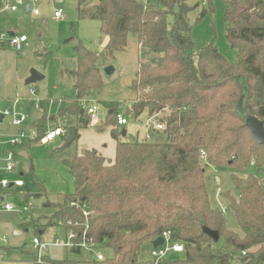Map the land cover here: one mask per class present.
Here are the masks:
<instances>
[{"label": "trees", "instance_id": "1", "mask_svg": "<svg viewBox=\"0 0 264 264\" xmlns=\"http://www.w3.org/2000/svg\"><path fill=\"white\" fill-rule=\"evenodd\" d=\"M190 1L97 0L85 8L87 0H77L79 17L98 21L106 42L100 54L80 43L75 47L76 69L67 71L74 96L64 100L59 116L76 118L77 140V131L89 124L85 111L79 117L83 102L102 88L101 68L133 34L140 59L129 86L135 94L130 116L157 115L163 129L155 134L164 139L118 141L119 103L99 102L106 115L98 126L111 127L116 142L113 161L85 150L63 161L73 180L71 193L56 202L45 193L33 197L44 198L42 206L53 210L47 226L75 235L70 254L82 252L76 245L85 232L104 259L44 255L38 263L34 251V264H153L139 259L142 246L165 231L183 247V258L161 264H264V145L245 125L250 115L264 127V0H224L225 39L236 51L235 61L213 43L195 47L189 15L200 8L199 23L212 13L213 0L206 7L200 6L203 0ZM44 122L34 123L37 138L45 132ZM206 167L231 171L236 198H225L238 231L227 228L223 213L211 206ZM205 229L216 232L218 241Z\"/></svg>", "mask_w": 264, "mask_h": 264}, {"label": "rangeland", "instance_id": "2", "mask_svg": "<svg viewBox=\"0 0 264 264\" xmlns=\"http://www.w3.org/2000/svg\"><path fill=\"white\" fill-rule=\"evenodd\" d=\"M20 1L21 3L17 4L16 0H11V6H15L17 12L13 14L14 18L11 21H7L6 25L12 23L11 28L18 35H24L27 38V43L20 53H16L8 47L0 50V98L7 96L17 99L15 110L25 115L27 120L21 128L17 129L12 126L11 120L6 118L0 124V143L7 141L20 131L30 132L33 120L42 114L44 105L46 114L56 117L60 112L62 99H70L74 96L73 79L67 75V71L76 69L75 47L80 43L100 54L106 42V37L100 32L98 21L79 17L77 0ZM27 2L30 3V10L26 13L23 6ZM96 2L97 0H87L84 7L90 8ZM195 2L192 0L189 4L193 5ZM200 6L206 7V4H200ZM212 6V13L207 14L199 23H195V20L200 13V8L189 15V22L192 25V41L197 49L213 43L218 52L226 59L235 61L236 51L229 47L225 39L224 0H213ZM32 10H37L38 15L34 16ZM57 11L60 12L59 19L54 17ZM7 13H2L1 25L4 24L3 17ZM139 59L137 38L135 35L129 34L125 49L113 53L112 57L106 60L105 66L101 68L102 88L95 92L94 99L88 98L89 100L85 101H89L90 106L93 105L92 100L97 103L117 102L129 106L135 97L129 86L135 78ZM106 67L112 68L113 71L110 75L104 73ZM32 70L40 73L44 79L27 86L25 82ZM29 87L34 88L36 97L32 98L28 95ZM33 99L40 101L39 111L34 109ZM146 119V113L137 119L132 116L128 117L127 125L119 128V131H127V134L121 136L118 141L145 142L143 126ZM76 124L75 117L66 116L48 123L45 126V131L54 126L67 130L75 127ZM110 129L111 127L100 129L99 126L94 127L91 124L90 127L79 130V139L61 151L57 149L64 144L62 138L46 145L29 146L27 142H23L17 149H12L16 155L18 149L26 151L28 158H18L19 170H23L24 174L19 177L17 172L16 175L11 176L10 181L20 179L23 186L11 190L5 197V203L11 206L12 210L0 215V237L6 238V246L31 251L33 238H38L42 243L52 242L54 238H58L60 243L65 242V236L60 228L47 226L53 210L42 206L44 198H35L33 195L40 194L43 184H48L52 189H55L64 183L66 186L68 185L67 191H69V174L62 173V171L56 173L48 171L46 176L37 178L31 174L30 166L36 164L43 171H47L48 161H56L63 165V161L70 160L89 148L98 150L106 163H111L114 159V144L116 142L110 136ZM163 139L162 134L157 136L152 133L150 142H162ZM102 145L106 146L103 148ZM206 173L208 176L206 190L211 206L223 213L227 228L238 231L237 221L226 201L229 196L236 198V192L230 182L231 171L206 167ZM20 197L23 199L21 200ZM53 197L55 196L51 195L50 198L54 199ZM62 199L63 195L58 201ZM14 231H19L21 234L15 235ZM152 250L151 242L144 243L139 259L141 261L152 260ZM104 253L109 254L108 251ZM45 254L56 259L79 261H89L94 258L92 254L85 251L73 255L64 248H48ZM182 258L183 253H170L166 260Z\"/></svg>", "mask_w": 264, "mask_h": 264}, {"label": "built area", "instance_id": "3", "mask_svg": "<svg viewBox=\"0 0 264 264\" xmlns=\"http://www.w3.org/2000/svg\"><path fill=\"white\" fill-rule=\"evenodd\" d=\"M36 1V0H32ZM210 0H203L202 4H207V2ZM16 7L11 6V0H0V17L2 13H5L7 11H15ZM30 10V9H29ZM32 14L34 16L38 15L37 10H32ZM54 17L56 19L60 18V12L57 11L54 14ZM27 38L24 35L21 36H9L7 34L0 33V50L4 47H8L11 50H13L16 53H20L24 46L26 45ZM29 93L31 96L35 97V90L33 88L29 89ZM93 105H89V101L83 102V108L88 116L89 124L92 125H98L100 123V117L102 114L104 116L106 115V110H103L102 112L99 109V104L92 100ZM18 100H13V108L12 109H0V118H10L11 124L15 127H21L25 121L26 116L23 114H20L16 112L15 106L17 105ZM35 109L39 108V100L35 99ZM128 110V106L119 103L117 106V113H116V125L118 128H123L125 125H127V118L130 117L126 115V112ZM157 115L148 116L147 119L144 122V140L149 142L152 140V133H156L158 131H161L163 129V126L160 122L157 121ZM102 118V117H101ZM1 121V120H0ZM67 136V130L62 129L61 127H56L53 129H50L48 131H45L44 134L37 138V132L35 130L26 133L24 131H21L20 133L10 137L7 141L1 142L0 145L4 144L10 148H15L22 144L23 142H35L36 144L40 145H46L51 142H53L56 138L59 137H66ZM205 157V154L203 152H200V158L203 160ZM0 162L3 163V170L6 174H13L16 172V155L11 150H7L2 157H0ZM23 185V182L19 180H13L10 181L9 179L5 177H0V213L1 212H9L12 210V207L5 203V196L8 194L12 189L21 187ZM70 206H76V204L72 203ZM90 213L86 209L85 206L82 207V216L87 219ZM75 238V235L70 231L67 234L66 241L64 243H60L57 239H55L53 242L50 243H42L38 238H33L32 240V246L34 248V251L37 254V262L39 263L41 260V257L44 256L43 253L50 247H63L67 249H71L74 247L73 239ZM158 238L163 239L162 245L153 248L151 252V259L153 264H161L164 260H166L167 256L170 253H183V247L177 243H174L171 239V234L168 231L162 232L161 235ZM1 242L3 245H6V238L1 237ZM79 247L82 251H85L89 254H93L96 260L102 261L104 259L103 254L100 251H97L94 249V244L92 242L91 238H87L85 232L82 233V239L81 241L76 245Z\"/></svg>", "mask_w": 264, "mask_h": 264}, {"label": "crops", "instance_id": "4", "mask_svg": "<svg viewBox=\"0 0 264 264\" xmlns=\"http://www.w3.org/2000/svg\"><path fill=\"white\" fill-rule=\"evenodd\" d=\"M20 0H16V3L17 4H19L18 2H19ZM28 3V2H27ZM27 3H25V4H27ZM25 4H24V6H25ZM30 4V3H29ZM24 6H23V8H24ZM29 9H30V7H29ZM8 13L3 17V20H4V24H0V33H2V34H7V35H9V34H13V36H21V35H18V33H16V31H14L12 28H11V24H9V25H6V23H7V21H11L13 18H14V13H16L17 12V9L15 10V11H13V12H11V11H7ZM25 12V11H24ZM29 12V11H28ZM6 13V12H5ZM27 13V12H26ZM27 43V42H26ZM5 49V47L3 48V49H1V51L2 50H4ZM0 51V52H1ZM30 88H32V87H29L28 88V95L30 96V97H32V98H34L33 96H31L30 95V93H29V89ZM34 89V88H33ZM35 97H36V92H35ZM90 98V97H89ZM93 98V97H92ZM92 98H90V100L92 99ZM65 99H67V98H63L62 99V101H61V109L63 108V106H64V100ZM94 99V98H93ZM13 100H15V99H12V98H10V97H1L0 98V109L2 110V109H5V108H8V109H12L13 108ZM87 100H89V99H87ZM32 103H33V106H34V104H35V99H33V101H32ZM17 106V105H16ZM16 106H15V108H16ZM39 107H40V101H39ZM34 109H35V106H34ZM60 109V110H61ZM35 110H37V111H39V108L38 109H35ZM70 117H73V116H70ZM102 117V118H101ZM100 117V122H102L103 120H104V118H105V116H104V114H102V116ZM148 117V116H147ZM41 118H45V122H44V125H43V128H44V131H45V126L48 124V123H50V122H54V121H57L58 119H60V118H63V117H60L59 116V114L55 117V116H49L48 114H46V110H45V105H44V107H43V110H42V114H40L38 117H36L34 120H33V122H32V124H31V131H33V130H35L36 132H37V130L35 129V127H34V123L36 122V121H38L39 119H41ZM6 118H2V120L0 121V124L1 123H3L4 122V120H5ZM10 119V118H9ZM11 120V119H10ZM26 120H27V118H26ZM26 122V121H25ZM25 124V123H24ZM23 124V125H24ZM22 125V126H23ZM77 125V124H76ZM99 125V124H98ZM98 125H93L94 127H96V126H98ZM13 126V125H12ZM21 126V127H22ZM91 126V124H88L87 125V127H90ZM14 128H21V127H15V126H13ZM56 127H58V126H54V127H52V129L53 128H56ZM86 127V128H87ZM144 127V126H143ZM86 128H83V129H79V130H84V129H86ZM79 130L77 131V133H78V139H79ZM30 131V132H31ZM21 132V131H20ZM20 132H18V133H20ZM121 132H123V130L121 131ZM125 132V136H126V134H127V131H124ZM27 133V132H26ZM29 133V132H28ZM59 138H62L63 139V141L65 142V140H66V138H67V136L66 137H59ZM59 138H56V139H59ZM55 139V140H56ZM54 140V141H55ZM53 141V142H54ZM75 141V140H74ZM71 144V143H70ZM69 144V145H70ZM22 144H20L19 146H17V147H15V149H17L18 147H20ZM28 145L29 146H35V145H38V144H36L35 142H28ZM68 145V146H69ZM1 146V148H0V157H2L3 155H4V153L7 151V150H11L12 151V149L13 148H10V147H8V146H6V145H4V144H2V145H0ZM67 146V147H68ZM106 145H102V147L104 148ZM114 146H115V144H114ZM86 150H96V149H94V148H89V149H86ZM97 152H98V150H96ZM14 153V152H13ZM15 154V153H14ZM16 155V154H15ZM18 158H23V159H27L28 158V154H27V152L26 151H24V150H21V149H18V154L16 155V162H17V166H16V172L15 173H13V174H6L5 172H4V170H3V163L2 162H0V177L2 178V177H5V178H7V179H9V180H11L12 179V175H16L17 174V172H18V176L19 177H22L23 176V174H24V172H23V170H19V162H18ZM47 165V171H43V169H41V168H39L36 164H31V166H30V168H32V174L34 175V176H36L37 178H41V177H43V176H46L47 175V172L48 171H51L52 173H56V172H60V171H62V173H68L69 174V172H68V169L64 166V165H62V164H60L59 162H56V161H48V164H46ZM63 169V170H62ZM41 173H40V172ZM69 182H70V184H69V186H70V190L69 191H67L68 190V188H67V186L63 183V184H61L62 186H60V185H58V187H56L55 189H52L48 184H43L42 185V190H41V192L40 193H45V195H46V199L47 200H49L50 202H56V201H58V199L62 196V195H64V194H68V193H71L72 192V190H73V180H72V177L70 176V174H69ZM13 181V180H12ZM23 186V185H22ZM21 186V187H22ZM21 187H17V188H14V189H19V188H21ZM13 190V189H12ZM11 192V191H10ZM9 192V193H10ZM8 193V194H9ZM8 194H6V196L8 195ZM51 195H54L55 197H53L54 199H51L50 197H51ZM5 196V197H6ZM20 199L22 200L23 199V197H20ZM51 210V209H50ZM52 211V210H51ZM10 212V211H9ZM9 212H1L0 213V215L1 214H6V213H9ZM52 213H53V211H52ZM51 213V214H52ZM57 227V226H56ZM26 228V227H25ZM58 228H60V230L62 231V233L64 234V236H65V241H66V237H67V235H66V233H65V231L61 228V227H58ZM25 230H27V229H25ZM15 232V235H20L21 233L19 232V231H14ZM4 237V236H3ZM55 237V236H54ZM55 239H57L58 240V238H54V240ZM53 240V241H54ZM52 241V242H53ZM59 241V240H58ZM50 243V242H49ZM50 248H63V247H50ZM64 249H66L67 251H69V249H67V248H64ZM47 251V250H46ZM45 251V252H46ZM45 252L43 253V255H45L46 256V254H45ZM32 253H34V248H33V246H32V250L31 251H25L24 249H22V248H18V247H15V248H13V247H10V246H6V245H3L2 244V242H1V237H0V264H34V262H33V256H32ZM47 257H49V256H47ZM50 259H53V260H62V259H56V258H53V257H49Z\"/></svg>", "mask_w": 264, "mask_h": 264}, {"label": "water", "instance_id": "5", "mask_svg": "<svg viewBox=\"0 0 264 264\" xmlns=\"http://www.w3.org/2000/svg\"><path fill=\"white\" fill-rule=\"evenodd\" d=\"M58 1H60V0H58ZM18 3L20 4L21 1H19ZM29 7H30L29 3L25 4L24 11L28 12L29 11ZM248 10H251V6L248 8ZM9 36H13V34H9ZM112 71L113 70L110 67H106L104 69V73L107 74V75H110L112 73ZM43 79H44V77L40 73H38L35 70H32L30 72V76L26 80L25 84L27 86L28 85H32V84H35V83H37L39 81H42ZM99 109L100 110H104V108L102 106H99ZM83 113H84V108L82 107L79 110V117H81L83 115ZM108 114H111V111H109ZM126 115L127 116L130 115L129 109L126 112ZM0 120H2V116H1ZM245 125L249 129V131H250L252 137L254 138V140L258 144L264 145V127H263V124L257 118H255L253 116H250V115H247L245 117ZM121 136L122 137L125 136V132L124 131L121 133ZM75 139H76V130H75V128L74 127L68 128L67 129V138H66L64 144L60 148H58L57 150L61 151V150L65 149ZM204 232L214 242L218 241L219 236H218V234L216 232L208 230V229H205ZM162 243H163V239L162 238H157V239H155L154 241L151 242L153 248H156V247L162 245Z\"/></svg>", "mask_w": 264, "mask_h": 264}]
</instances>
